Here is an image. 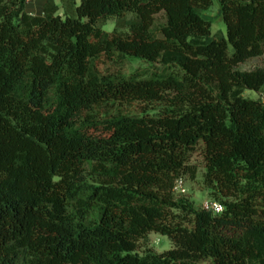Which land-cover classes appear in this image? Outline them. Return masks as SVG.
<instances>
[{"label":"trees","instance_id":"1","mask_svg":"<svg viewBox=\"0 0 264 264\" xmlns=\"http://www.w3.org/2000/svg\"><path fill=\"white\" fill-rule=\"evenodd\" d=\"M28 5L0 0V264H264V65L237 68L264 0ZM201 145L220 214L174 191ZM150 233L173 247L139 253Z\"/></svg>","mask_w":264,"mask_h":264},{"label":"rangeland","instance_id":"2","mask_svg":"<svg viewBox=\"0 0 264 264\" xmlns=\"http://www.w3.org/2000/svg\"><path fill=\"white\" fill-rule=\"evenodd\" d=\"M45 0H32L28 5V11L32 14L40 13L42 10V5ZM61 4V0H57ZM76 3L79 5L81 0H76ZM70 12L69 8L61 6L60 13L65 14ZM205 16L208 20L213 23V30L216 32L218 30H222L225 34L227 32V28L225 23L221 18L220 6L218 1L215 2L214 7L208 12L205 13ZM158 23L164 22V17L162 14L157 17ZM115 28L114 21H109L104 25V29L108 31H112ZM122 30V29H121ZM264 65V55L260 57L252 58L244 63H241L237 68L240 70H252ZM161 67L158 64H151L145 62L140 59L131 58L129 60V64L125 67V72L127 74H131L132 72L138 69H149L155 70ZM245 97L258 99L259 93L246 90ZM191 162L198 167V174L195 180L189 178V176H185V197L189 200L193 201L197 208H201L203 203L210 197L209 190L206 188L204 184V172H205V160L202 152V145L193 153ZM173 247V244L168 236L161 235L158 233H150L147 239H141L138 245V252L144 254L148 250H152L158 253H163ZM201 264H210L209 261H203Z\"/></svg>","mask_w":264,"mask_h":264},{"label":"built area","instance_id":"3","mask_svg":"<svg viewBox=\"0 0 264 264\" xmlns=\"http://www.w3.org/2000/svg\"><path fill=\"white\" fill-rule=\"evenodd\" d=\"M32 0H28V2L30 3ZM259 98L261 99L262 103L264 104V92L259 93ZM174 191L176 194H185L186 192V188H185V180L183 178H180L176 181L175 187H174ZM202 208L207 210V211H211L215 214H220L223 213L224 211V206L214 200H209L207 199L203 205Z\"/></svg>","mask_w":264,"mask_h":264},{"label":"crops","instance_id":"4","mask_svg":"<svg viewBox=\"0 0 264 264\" xmlns=\"http://www.w3.org/2000/svg\"><path fill=\"white\" fill-rule=\"evenodd\" d=\"M209 12V11H208ZM206 13V12H205ZM205 13H204V16H205ZM37 14H39V13H37ZM206 17V16H205Z\"/></svg>","mask_w":264,"mask_h":264}]
</instances>
